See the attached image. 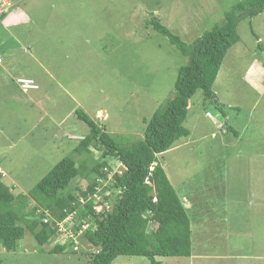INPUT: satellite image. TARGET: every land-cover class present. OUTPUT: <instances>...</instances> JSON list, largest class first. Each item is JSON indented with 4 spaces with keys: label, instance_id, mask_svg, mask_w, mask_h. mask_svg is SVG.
Wrapping results in <instances>:
<instances>
[{
    "label": "rangeland",
    "instance_id": "1",
    "mask_svg": "<svg viewBox=\"0 0 264 264\" xmlns=\"http://www.w3.org/2000/svg\"><path fill=\"white\" fill-rule=\"evenodd\" d=\"M237 2H23L19 10L28 18L35 15V21L30 30L13 29L22 39L8 60L14 73L38 76L44 83L43 95L35 104L29 96L30 102L20 98L23 93L16 80L9 86L0 84V104L4 103L0 127L8 125L7 137L0 135L3 182L17 189L15 193L28 194L65 157L72 156L89 133L76 110L116 136H143L144 120L174 97L179 69L188 62L167 37L146 26L149 13L154 12L163 25L191 44L221 24L224 12ZM9 31L0 27L1 46L12 45ZM238 34L241 41L229 50L214 85L216 97L206 101L201 90L196 92L185 123L190 136L159 155L178 196L185 204L193 201L189 202L195 208L189 214L196 219L193 258L158 257L162 264H264V14L243 21ZM111 164L110 179L123 171L120 163L113 160ZM75 184L87 187L80 178ZM97 197L103 199L102 189ZM199 213L207 226L197 217ZM84 243L79 237V252L70 247L52 255L49 251L55 244L44 247L43 253L26 231L16 251L0 246V264H91ZM113 264L151 262L121 256Z\"/></svg>",
    "mask_w": 264,
    "mask_h": 264
},
{
    "label": "trees",
    "instance_id": "2",
    "mask_svg": "<svg viewBox=\"0 0 264 264\" xmlns=\"http://www.w3.org/2000/svg\"><path fill=\"white\" fill-rule=\"evenodd\" d=\"M16 7L17 4L0 25ZM261 14L264 0H238L224 12L221 24L187 44L150 12L146 26L167 37L188 59L179 69L174 97L149 120H144L143 136L137 138L130 133H109L85 112L76 110L77 117L88 125L89 133L80 140L72 156L65 157L28 194L15 193L17 189L7 186L0 172V246L7 252L16 251L28 231L43 253L44 247L55 244L49 251L52 255L62 254L70 247L72 252H79L82 245L75 240L81 235L89 248L91 264H113L121 256L144 257L151 264H162L158 257L191 258L192 225L196 219L191 218L189 211L195 207L186 208L160 164L159 155L190 136L185 123L191 99L201 90L206 101L212 100L224 60L241 41L240 24ZM214 103L226 118L222 104ZM226 129L230 132L231 126ZM233 133L237 135L236 131ZM95 150L100 159L95 157ZM113 160L122 165L123 171L110 179ZM78 178L87 183L86 188L78 186L79 182L73 185ZM101 189L103 199L98 202ZM97 206L103 210L97 212ZM198 215L195 216L207 226L203 215ZM68 218L73 222L74 237L60 240L59 226ZM85 225L87 231L79 234Z\"/></svg>",
    "mask_w": 264,
    "mask_h": 264
},
{
    "label": "crops",
    "instance_id": "3",
    "mask_svg": "<svg viewBox=\"0 0 264 264\" xmlns=\"http://www.w3.org/2000/svg\"><path fill=\"white\" fill-rule=\"evenodd\" d=\"M27 0H14L15 5L17 4V7L15 8V10H13L6 18L5 20L1 23L0 27L2 28H7L9 31V36H10V40L14 39L16 41H11L12 45L10 47H6L5 45H7L5 43V45L1 46L2 44H4L2 42V40L0 39V57L2 58L3 62L0 64V84L2 86L4 85H8L9 86V82H12L14 80H16V82L19 79H26V80H31L37 87L38 89H30L27 91H24L21 87V91L23 94H21V97L23 100L25 99L26 101L30 102L29 100H33L32 103L36 102H40V98L43 95L42 94V89H43V82L42 80L38 77V76H23V75H18V72L14 73V65L10 63V61L8 60V55L15 53L16 51H13L12 48H15L16 50V45L21 44V39L22 36L21 35H15V31L13 32V29H19V28H25L30 30V24L33 23L34 17L35 15H33L31 18H28L27 15L23 12L19 10V7L22 5L23 2H25ZM14 5V6H15ZM33 20V21H32ZM24 31V32H25ZM23 32V33H24ZM17 36V37H16ZM7 37V36H6ZM90 38V37H89ZM80 41H85L88 40V38H85L84 40L82 38L79 39ZM106 46V45H104ZM114 48V47H113ZM112 50H117L116 48L112 49ZM23 52H27L26 49H24ZM38 61V60H37ZM39 63H42L41 61H38ZM44 70V69H43ZM47 73V70L45 71ZM18 83V82H17ZM20 86V85H19ZM62 89V88H61ZM31 95H38L37 99H34L31 97ZM15 96H18L17 94H15ZM27 96H29V98H27ZM29 99V100H28ZM4 103L0 104V107L3 105ZM0 112H2L0 110ZM0 135L2 137H7L8 135V125H3L2 127H0ZM1 168H4L2 165H0V171L3 172V170ZM3 180V179H2ZM188 204H185L186 208L189 210L191 209L192 205L189 202V200H187ZM193 226V225H192ZM211 228V227H210ZM195 237V233L193 234L192 238L194 239ZM193 258V256L191 257Z\"/></svg>",
    "mask_w": 264,
    "mask_h": 264
},
{
    "label": "built area",
    "instance_id": "4",
    "mask_svg": "<svg viewBox=\"0 0 264 264\" xmlns=\"http://www.w3.org/2000/svg\"><path fill=\"white\" fill-rule=\"evenodd\" d=\"M15 3L14 0H0V22L2 19L5 17L6 14H8L11 9L14 7ZM3 62L2 58L0 57V64ZM18 84L20 87L24 90H30V89H36L38 88L31 80H26V79H19ZM98 200V199H97ZM99 211V210H98ZM47 222V220H45ZM87 227H83V230L79 232L81 234ZM59 230L61 232V235L68 233V237H74L73 232L71 229L66 228L65 223L60 224ZM81 235L76 237V243L78 244V239ZM60 242V241H59ZM79 245V244H78ZM77 250V248H76Z\"/></svg>",
    "mask_w": 264,
    "mask_h": 264
},
{
    "label": "clouds",
    "instance_id": "5",
    "mask_svg": "<svg viewBox=\"0 0 264 264\" xmlns=\"http://www.w3.org/2000/svg\"><path fill=\"white\" fill-rule=\"evenodd\" d=\"M36 89H38V88H36ZM220 128V127H219ZM99 202V201H98ZM99 207H101V210L100 211H98V209L97 208H99ZM95 210L97 211V212H101L102 210H103V207L102 206H97L96 208H95ZM63 223H65V226L66 225H69V226H66V228H68V229H72V227H73V222H72V219L71 218H68L67 220H65ZM62 223V224H63ZM83 227H87L85 230L87 231V229H88V226L87 225H85V226H83ZM82 230H83V228H82ZM84 230V231H85ZM60 235H61V233H60ZM61 244H63V243H61ZM87 248V247H86ZM76 251V250H75Z\"/></svg>",
    "mask_w": 264,
    "mask_h": 264
},
{
    "label": "water",
    "instance_id": "6",
    "mask_svg": "<svg viewBox=\"0 0 264 264\" xmlns=\"http://www.w3.org/2000/svg\"><path fill=\"white\" fill-rule=\"evenodd\" d=\"M215 97H216V95L214 94V95H213V98H215Z\"/></svg>",
    "mask_w": 264,
    "mask_h": 264
}]
</instances>
